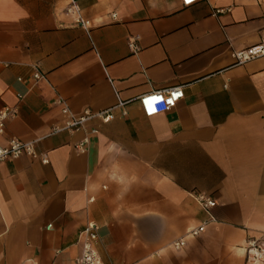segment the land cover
<instances>
[{"label":"crops","instance_id":"0c3cea01","mask_svg":"<svg viewBox=\"0 0 264 264\" xmlns=\"http://www.w3.org/2000/svg\"><path fill=\"white\" fill-rule=\"evenodd\" d=\"M263 34L264 0H0V108L18 109L0 144L35 141L50 158L0 162V264H75L88 223L105 264H251L248 240L264 241V57L237 64L233 51ZM174 85L185 96L147 117L139 96ZM58 97L115 117L50 135L67 118ZM200 192L217 221L176 249L206 218Z\"/></svg>","mask_w":264,"mask_h":264},{"label":"built area","instance_id":"2783aa9c","mask_svg":"<svg viewBox=\"0 0 264 264\" xmlns=\"http://www.w3.org/2000/svg\"><path fill=\"white\" fill-rule=\"evenodd\" d=\"M184 6H190L198 0H181ZM230 7L217 8L216 13L229 11ZM71 13H78L79 8L75 1L71 3L68 8ZM76 20L82 25H87L88 21L83 19L79 14ZM129 45L132 49H139L135 40H130ZM233 55L237 64H244L254 59L264 57V34L260 41L248 47L234 50ZM45 75L39 71L34 74L35 79L44 77ZM185 96L183 85H174L165 89H158L149 91L139 96L140 105L143 113L147 117L155 116L161 112L168 111L174 108L180 99ZM61 105L62 113L66 115V119L62 124L54 125L50 131L51 134H56L61 131H80L86 130L89 122L96 118H100L103 122L111 121L115 115L113 108H108L100 111H94L90 107H85L80 114L71 112L63 97H58L55 101ZM125 102L118 103L117 106H123ZM18 109L11 105H3L0 108V133H4L8 119L16 116ZM123 114L126 115L127 111L124 110ZM98 132L97 128L88 130L87 136L76 144L80 151H86L90 141V136ZM23 155H30L35 159L41 160L46 164L50 162L48 153L39 152L36 148L35 141H24L22 139L11 137L8 139L6 145L0 144V162L6 159L19 158ZM195 198L200 204L203 211L206 213V218L197 227L192 228L187 235L175 240L173 246L176 249L183 248L188 241V238L198 237L204 232L210 223L216 222L217 217L214 213V208L217 205L216 199L207 193H197ZM80 238L82 239V252L75 257V264H105L101 254L97 249L98 230L94 223H88L80 231ZM248 262L251 264H264V241L259 238L253 237L248 240L247 244Z\"/></svg>","mask_w":264,"mask_h":264}]
</instances>
